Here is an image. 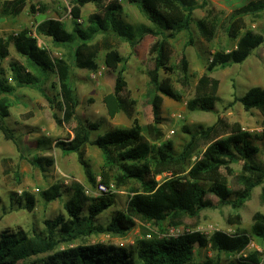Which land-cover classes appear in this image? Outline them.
<instances>
[{
	"label": "trees",
	"instance_id": "16d2710c",
	"mask_svg": "<svg viewBox=\"0 0 264 264\" xmlns=\"http://www.w3.org/2000/svg\"><path fill=\"white\" fill-rule=\"evenodd\" d=\"M68 1L70 13L75 20L72 31L60 20L47 19L36 26V32L50 37L56 44L68 45L78 41L71 57L80 69L98 71L100 54L103 50L108 51L107 67L115 74V87L113 92L105 95L104 102L111 118L122 111L130 117L133 115L132 102L125 96L128 86L125 77L127 59L122 56L119 44L126 41L136 47L146 35L156 38L152 45L151 67L147 70L149 83L146 93L155 123L152 129L154 134L149 127L135 124L131 128L113 129L92 140L91 130L99 129L100 124L84 121L78 113L80 102L73 85L71 61L65 57H52L48 50L38 47L37 40L29 36L27 30L17 36H10L7 42L12 43L26 57L27 67L40 78L46 80L54 72L62 113L61 117L54 114L56 123L62 125L77 122L75 137L68 142H57V146L65 154H77L93 188L97 182L87 158L89 144L101 150L104 171L117 186L135 183L137 188L130 196L126 210L118 212L105 226L97 224L96 220L115 203V194L108 192L100 197H90L82 184L74 183L70 188V199L65 203L67 216L47 219L43 230L34 229L37 244L21 231L16 234H0V264H18L21 260L42 253L49 255L33 264H221L213 259L201 262L196 260V248H210L219 254H238L244 251L251 240L245 230L236 233L218 230L211 235L200 230H189L178 236H161L146 226L151 223L162 227L168 223L170 227H175L182 225L186 219H197L201 211L209 207L204 203L208 193L218 198L219 205H231L234 210H239L251 198L254 188L264 184V165L255 160L262 151L255 140L264 141V129L261 135L251 134L239 124L229 125L218 118L210 126L198 125L190 130L180 150H176L171 142L159 143L163 133L159 124L163 121L165 97L176 101L183 99V94L175 88L171 77L181 75L183 84H187L190 78L185 52L181 53L178 65L172 63V40L180 33L190 34L193 22L205 39L212 41L215 38L217 28L213 22L205 19L195 21L193 17L194 10L207 6L208 0H203L202 4L195 0H128L130 4L137 5L151 22V25L138 26L123 21V6L115 0ZM89 3L95 4L99 12L92 14L88 24L83 26L78 20L82 17L83 8ZM26 5L27 0L6 1L3 4V15L17 17ZM31 9L35 11V5L32 4ZM263 11L264 0H252L233 10L228 19L227 34L236 38L242 29H246L245 16ZM263 42L262 34L246 30L235 49L230 52L217 51L214 61L223 67L231 63H242ZM192 43L190 38L189 44ZM7 56L8 50L0 38V59ZM24 68L12 65L13 79L17 86L35 84L36 78L25 73ZM162 73L167 76L163 77ZM0 75V132L6 140L19 145L16 129L8 123L13 103L10 95L16 87L2 77L1 68ZM39 90L50 102L53 101L44 88ZM216 101L213 97L196 98L188 102V109L214 111ZM240 101L247 111L260 109L264 112V89L253 87ZM30 162L43 172L54 164L52 158L43 156L31 158ZM240 162H244L245 166L239 174L241 187L235 189L229 186L227 177L220 169ZM158 175L165 177L159 181L156 178ZM42 196L47 202L62 198V185L50 186L43 191ZM17 202L32 210L36 205V197L24 191ZM137 220L143 223L141 237L130 248L101 243L75 247L62 245L100 232L125 233L136 227ZM251 233L264 240V213L255 214ZM229 264H264V256L259 251H253L242 254Z\"/></svg>",
	"mask_w": 264,
	"mask_h": 264
},
{
	"label": "rangeland",
	"instance_id": "374dc122",
	"mask_svg": "<svg viewBox=\"0 0 264 264\" xmlns=\"http://www.w3.org/2000/svg\"><path fill=\"white\" fill-rule=\"evenodd\" d=\"M6 1L9 0H0V38L5 43L8 56L0 59V68L3 72L2 77L8 81L7 83L16 87L10 95L13 103L10 107L8 123L16 129L19 145L6 140L0 132V234L5 232L16 234L21 231L37 244L38 239L34 229L43 230L47 219H54L59 215L67 216L65 203L70 199V188L76 182L85 187V192L90 197H100L108 192L115 194V203L103 211L96 220L97 224L106 226L113 216L126 210L128 200L137 185L131 183L122 187L117 186L104 171V157L101 150L89 144L87 158L97 182L95 188L90 185L77 154H65L57 146V142H68L75 137L77 122L59 125L54 119V114L62 116L54 72H51L46 80L40 78L41 76L34 70L27 67L26 57L7 41L10 36H17L27 30L29 36L37 40L38 47L48 50L52 57H65L71 61L74 71L73 85L80 102L78 113L84 121L100 124L99 129L91 130V139L95 140L108 131L116 128H131L135 124L149 127L154 134L152 129L155 123L146 93L149 83L147 70L151 67L152 45L156 38L146 35L136 47H132L126 41L119 44L122 56L127 59L125 77L128 86L125 96L132 102L133 115L130 117L122 111L111 118L104 102L105 95L113 92L115 87V74L107 67L108 51L101 52L98 71L80 69L75 66L71 57L78 41L68 45L56 44L50 37L41 36L36 32V26L47 19L60 20L69 31H72L75 20L70 13L69 1L27 0L26 7L17 17L3 15V4ZM115 1L123 6L121 15L125 23L134 26L151 25L145 13L137 5L130 4L128 0ZM195 1L198 4L203 2V0ZM250 1L252 0H208L207 6L194 10L193 17L195 21L205 19L213 22L217 28L215 38L212 41L205 39L193 22L190 34L183 32L172 40V63L178 65L181 53L185 52L189 61L190 78L186 81L187 84H183L181 75L175 74L171 77L175 88L183 94V99L176 101L165 97L163 121L159 124L163 133L159 143L171 142L176 150H180L188 139L190 130L198 125L210 126L218 118H222L229 125L239 124L251 134H262L264 112L260 109L247 111L240 99L253 87L264 89V42L242 63H231L223 67L214 61L217 51L230 52L235 49L246 30L264 36V11L246 15V29H242L236 38L230 37L226 32L228 19L233 10L247 5ZM32 4L35 5V11L31 9ZM98 12L97 6L89 3L83 8L82 17L78 22L86 26L88 18ZM100 37L99 35L98 38ZM190 38L193 40L192 44H189ZM13 64L24 66L25 73L35 77L36 83L17 86L13 79ZM162 76L167 75L162 73ZM39 88H44L45 93L53 101L50 102ZM205 97L217 99L214 111L188 109L189 101ZM255 143L262 149L255 160L264 165V141L255 140ZM37 156L52 158L54 164L43 172L30 162L31 158ZM195 159L196 156L193 160ZM244 166V162H240L220 169L227 177L230 187L235 189L241 187L239 174ZM164 177L165 175H158L156 178L161 181ZM54 184L62 185L63 196L47 202L42 193ZM263 186L264 184L254 188L251 198L239 210H234L231 205H219L218 198L208 193L204 197V203L209 207L204 208L197 219H186L182 225L175 227H170L168 223H164L162 227L151 223L146 226L161 236H178L189 230H200L206 235L218 230L228 233L245 230L249 233L251 239L249 245L238 254L225 252L219 254L210 248H196V260L200 262L213 259L220 261L221 264H229L242 254L253 251H259L264 256V240L251 233L255 214L264 213ZM24 191L36 197V205L32 210L20 206L17 202ZM87 207L88 204L85 209ZM142 225L143 223L137 220L136 227L125 233L100 232L62 245L75 247L80 244L101 243L130 248L141 237ZM48 255L47 253L32 255L19 261L18 264H33Z\"/></svg>",
	"mask_w": 264,
	"mask_h": 264
},
{
	"label": "built area",
	"instance_id": "2783aa9c",
	"mask_svg": "<svg viewBox=\"0 0 264 264\" xmlns=\"http://www.w3.org/2000/svg\"><path fill=\"white\" fill-rule=\"evenodd\" d=\"M101 187H102V189H105L104 186H101Z\"/></svg>",
	"mask_w": 264,
	"mask_h": 264
}]
</instances>
